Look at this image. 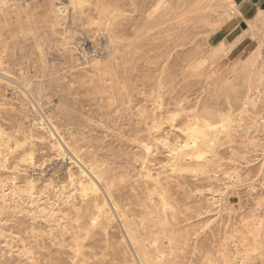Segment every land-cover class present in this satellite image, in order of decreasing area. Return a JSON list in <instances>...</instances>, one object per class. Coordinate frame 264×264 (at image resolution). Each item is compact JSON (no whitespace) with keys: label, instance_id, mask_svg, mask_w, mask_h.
<instances>
[{"label":"rangeland","instance_id":"1","mask_svg":"<svg viewBox=\"0 0 264 264\" xmlns=\"http://www.w3.org/2000/svg\"><path fill=\"white\" fill-rule=\"evenodd\" d=\"M239 3L0 0V264H264V4Z\"/></svg>","mask_w":264,"mask_h":264},{"label":"bare ground","instance_id":"2","mask_svg":"<svg viewBox=\"0 0 264 264\" xmlns=\"http://www.w3.org/2000/svg\"><path fill=\"white\" fill-rule=\"evenodd\" d=\"M229 9H233L235 6H238L240 5L241 3H239V0H223ZM212 6V5H211ZM226 11V10H225ZM225 13V12H224ZM220 14V13H219ZM209 15V14H208ZM211 16V15H209ZM211 17H214V16H211ZM217 17V16H216ZM215 17V18H216ZM209 18V17H208ZM222 18V17H221ZM207 18H205L206 20ZM211 19V18H210ZM214 19V18H212ZM211 19V20H212ZM210 20V21H211ZM217 22V21H216ZM238 22V21H237ZM221 23V22H220ZM256 24V23H255ZM260 26V25H259ZM258 27V25H257ZM229 28V27H228ZM239 39V38H238ZM238 41V40H237ZM261 44V43H260ZM248 60V59H246ZM255 107V98L252 96L251 98L247 95V98L246 100L243 102L242 104V108H241V113H245V112H249V111H253ZM206 114V113H204ZM196 121V124H197V132L201 135V136H205L206 134H208L209 132H214L215 130H219L220 128H223V127H228L230 125V123L233 122V119L230 115V113H226V114H222L221 116H219L218 119L216 120H213L211 118H207V117H195V119H193ZM231 127V126H230ZM187 135H188V138L191 139L192 143H193V146H195V126L194 127H191L189 126L187 128ZM190 143V142H189ZM188 144H185L184 146H187ZM206 148H207V145H205ZM59 148V147H58ZM61 149V148H60ZM201 149H198V151H200ZM194 155L195 154V150H192L190 153H186V155ZM83 169V168H82ZM81 172V171H80ZM88 174V173H86ZM94 179V178H93ZM80 189L81 191L83 192V196L84 197H87L88 196V192H97L98 189H100V187L98 188V186L96 185L95 181L90 179L88 180L87 182L85 183H81L80 184ZM97 196H98V193H97ZM105 196V195H104ZM90 198V197H89ZM97 199V198H96ZM107 200V198H106ZM84 201V200H83ZM87 201V200H86ZM100 201V199H99ZM89 205V204H88ZM101 205V204H100ZM109 205V204H108ZM91 206V205H90ZM106 206V205H105ZM95 207L99 209V206L98 204L95 203ZM105 208V207H104ZM41 209V208H40ZM112 209V207H111ZM80 210V209H79ZM43 213L45 212L44 209H42ZM41 211V212H42ZM40 212V211H39ZM40 212V213H41ZM48 212V211H47ZM51 212V211H50ZM101 212V211H100ZM113 212V211H112ZM52 213V212H51ZM81 213V212H80ZM83 213V212H82ZM114 213V212H113ZM53 214V213H52ZM89 214V212H88ZM112 214V213H111ZM114 215V214H113ZM79 216V214H78ZM83 216V215H81ZM80 217V216H79ZM84 217V216H83ZM101 217V216H100ZM103 217V216H102ZM37 218V217H36ZM116 218V216H115ZM81 219V218H80ZM117 219V218H116ZM116 221V220H115ZM134 222V221H133ZM108 223V222H107ZM117 223V222H116ZM135 224V223H134ZM137 225V224H136ZM103 226V225H102ZM106 226V224H105ZM113 227V226H112ZM121 227V226H120ZM104 230V229H103ZM106 231V230H104ZM102 231V232H104ZM1 232V231H0ZM119 232V230H118ZM111 233V232H110ZM116 233V232H115ZM1 234V233H0ZM124 237V236H123ZM116 238V237H115ZM108 241V240H107ZM132 251V250H131ZM133 253V252H132ZM134 257V256H133ZM138 261V260H137ZM139 263V262H138ZM137 263V264H138Z\"/></svg>","mask_w":264,"mask_h":264},{"label":"crops","instance_id":"3","mask_svg":"<svg viewBox=\"0 0 264 264\" xmlns=\"http://www.w3.org/2000/svg\"><path fill=\"white\" fill-rule=\"evenodd\" d=\"M243 1H245V2H249V4H252L253 2L255 3V1L264 4V0H242V2H243ZM256 7H257V6H256ZM257 8H258V7H257Z\"/></svg>","mask_w":264,"mask_h":264}]
</instances>
